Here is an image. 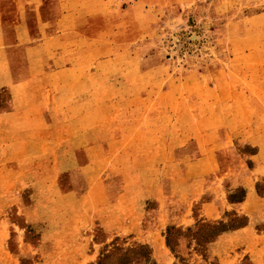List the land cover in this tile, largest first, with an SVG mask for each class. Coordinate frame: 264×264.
I'll use <instances>...</instances> for the list:
<instances>
[{
  "label": "rangeland",
  "instance_id": "rangeland-1",
  "mask_svg": "<svg viewBox=\"0 0 264 264\" xmlns=\"http://www.w3.org/2000/svg\"><path fill=\"white\" fill-rule=\"evenodd\" d=\"M0 264H264V0H0Z\"/></svg>",
  "mask_w": 264,
  "mask_h": 264
},
{
  "label": "crops",
  "instance_id": "crops-1",
  "mask_svg": "<svg viewBox=\"0 0 264 264\" xmlns=\"http://www.w3.org/2000/svg\"><path fill=\"white\" fill-rule=\"evenodd\" d=\"M262 168H263V167H259V166H257L256 169H260V170H258V171H261ZM248 193H249V192H247V195H248ZM245 202H246V197H245ZM245 202L243 201V202L240 203V205H238V206H242V207L244 206V207H246ZM238 204H239V203H238ZM210 205L212 206V210H211V212L215 214V215L212 216V217L219 216V214L221 213V210H220V204H218V202H217L216 200H214V199L212 200V199H211ZM204 215H205L207 218L211 217L210 215H208V214H206V213H204ZM244 230H246V229L242 228V229H241L240 231H238V232H242V231H244Z\"/></svg>",
  "mask_w": 264,
  "mask_h": 264
}]
</instances>
